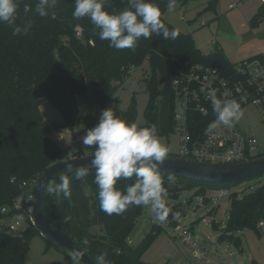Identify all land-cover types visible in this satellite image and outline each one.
Returning <instances> with one entry per match:
<instances>
[{"label":"trees","instance_id":"obj_1","mask_svg":"<svg viewBox=\"0 0 264 264\" xmlns=\"http://www.w3.org/2000/svg\"><path fill=\"white\" fill-rule=\"evenodd\" d=\"M219 1L211 0L205 10L217 12ZM17 2L15 25L0 23V224L6 217L2 207L11 206L18 197H22L24 206L30 208L19 210L20 217L28 222L27 228L16 233L0 229V264H25L32 238L41 234L31 220L33 198H28L33 194L36 183L29 184L37 182L47 168L62 160L61 148L51 133L73 127L79 94L89 90L94 94L99 122L108 98L115 95L129 73L146 60L151 73L142 79L149 95L142 127L155 125L158 136H163L177 131V91L182 92L183 82L176 87V79L182 80L185 74L200 65L240 78L243 75L238 68L245 61L257 60L264 64L263 53L232 62L218 47L208 53L203 52L191 34L182 32L166 20L164 14L169 0L153 2L161 10L162 22L170 31L177 30L179 36L166 40L162 35L153 34L149 39L141 38L135 50L110 47L107 40L99 39V29L94 28L89 18L74 19L75 0H57L56 7L44 17L35 13L37 0ZM25 5L31 8L28 13L23 11ZM107 6L109 10L121 11L128 4L127 0H108ZM262 21L264 3L252 17L251 25L256 26ZM28 22L32 27L27 33L22 31L13 35L14 27L23 28ZM44 101H51L60 110L63 121L50 125L45 123L40 110ZM205 103L209 107L208 114L204 115L195 107L187 113L189 130L195 137L216 119L210 104ZM113 111L129 123L137 121L138 108L134 99L127 109H121L117 103ZM64 174L55 176L48 186L61 182ZM94 177V168L88 169V174L79 179L76 173L71 175L68 179L71 188L69 199L62 194L59 197L49 194L47 186L43 196L45 219L54 228L66 231L94 260L107 253L109 264H150L143 260V256L162 226L156 225L139 243L131 244L128 237L143 206H131L121 215L102 212ZM161 177L166 197L170 199H177L191 190L205 199L206 189L215 185L176 177L170 182L169 176ZM254 178L259 183L255 189L241 197H232L229 220L219 241H225L228 233L242 227L260 230L259 223L264 221V174L249 179ZM135 179V176L129 180L121 179L117 187L123 190ZM25 182L29 184L26 186ZM231 184L234 183L221 184L220 188L228 190ZM197 186L203 188L198 189ZM165 206L166 219L183 210L185 213L181 204L165 203ZM212 225L215 228L216 222L213 221ZM43 238L46 250L51 246L60 248L51 239ZM84 240L88 241L87 245Z\"/></svg>","mask_w":264,"mask_h":264},{"label":"rangeland","instance_id":"obj_2","mask_svg":"<svg viewBox=\"0 0 264 264\" xmlns=\"http://www.w3.org/2000/svg\"><path fill=\"white\" fill-rule=\"evenodd\" d=\"M210 1L172 0L174 7L167 8L165 18L182 32L191 34L196 46L205 53L218 47L232 62H239L242 59L244 54L241 49L247 51L248 55L264 54V21L256 26L251 25L253 14L264 3L262 0H220L217 12L205 10ZM230 4L234 6L230 7ZM239 36L242 40H238ZM150 73L149 63L145 60L141 66L129 73L124 85L116 94L108 98L104 109L112 107L113 110L117 103L121 109H127L134 99L138 108L136 124L142 127L145 122L144 111L149 101L142 79ZM77 107L78 112L73 127L51 133L52 138L61 148L62 160L92 155L94 151L82 145L86 131L98 123L99 111L94 94L90 90L79 94ZM40 110L48 125L63 121L60 110L51 101H44ZM241 110L240 119L234 123L246 133L254 134L260 144L264 143V122L260 108L254 104H247ZM159 139L168 147V155L179 154L181 135L178 131L159 136ZM258 185L256 178L231 184L228 187V194L220 199V185L208 187L205 199L195 190L186 191L177 199L164 198L165 203L173 206L181 204L185 208V213L184 210L182 211V226L188 229L193 240L203 250L202 259L197 257V253L172 226L156 220L148 206H143L138 221L130 231L128 241L137 244L153 231L156 225H161L162 229L143 256V260L150 264H222L223 262L224 264L255 262L264 264V225L259 231L248 227L239 228L232 234L228 233L229 237L225 241H219L229 220L232 197H241ZM197 188L203 187L197 186ZM213 221L216 222L215 228L212 225ZM27 226L28 222L22 220L21 228L25 229ZM65 251L73 256L69 251ZM47 254L45 239L41 234L35 235L27 259L33 260L34 264Z\"/></svg>","mask_w":264,"mask_h":264},{"label":"clouds","instance_id":"obj_3","mask_svg":"<svg viewBox=\"0 0 264 264\" xmlns=\"http://www.w3.org/2000/svg\"><path fill=\"white\" fill-rule=\"evenodd\" d=\"M57 0H37L35 13L41 17L48 16L50 10L56 7ZM128 6L121 10H109L108 0H75L72 13L74 19L89 18L95 29H99L98 36L107 40L109 46L117 50H135L137 42L149 39L153 34L164 39H176L179 32L169 28L161 20V10L153 0H127ZM169 9L174 7L169 0ZM24 13L31 11L25 5ZM18 18L17 0H0V23L15 25ZM54 18V17H53ZM32 27L31 22L23 28L14 27L13 35L22 31L27 33ZM200 91L205 92V86ZM216 115L208 131L223 124L231 127L242 115L241 105L235 99L221 100L212 90L207 92ZM83 147L93 149L89 166L76 169V177L82 178L88 174V168L95 169L94 183L98 187L100 210L108 215H121L131 206H148L155 219L164 222L167 209L164 198L167 191L159 173V167L168 156V147L161 143L158 129L155 125L140 127L136 123H129L120 118L108 107L101 111L99 122L88 129L82 138ZM72 169V165H68ZM135 176V182L123 190L117 187L121 179L129 180ZM174 176L168 180L174 181ZM61 182L49 185L47 191L54 196L65 199L71 197L69 180L60 178ZM85 245L88 244L84 240ZM107 253H102L95 259V264H109ZM73 260L80 258L79 253H73Z\"/></svg>","mask_w":264,"mask_h":264},{"label":"built area","instance_id":"obj_4","mask_svg":"<svg viewBox=\"0 0 264 264\" xmlns=\"http://www.w3.org/2000/svg\"><path fill=\"white\" fill-rule=\"evenodd\" d=\"M234 5L232 4L231 7ZM239 72L243 77L232 78L224 75L216 68L207 66H197L192 72L185 74L182 80L176 79V87L182 84V92L177 91V107L175 119L177 121L176 130L181 135V149L179 156L197 161H209L218 163H234L250 160L264 154V143H259L254 134H248L233 122L231 127L223 124L208 131L209 125L202 131L201 135L195 137L189 130L187 113L189 109L195 107L201 113L208 114L209 103L213 109L211 100L207 96L208 90L215 92L217 98L221 100L235 99L243 108L247 104H254L260 108V113L264 122V64L260 61H245L239 66ZM186 81V83H184ZM205 86V92L200 89ZM215 121V120H214ZM36 180L25 182L32 186ZM228 190L220 188L219 199L226 196ZM28 198H33V194ZM27 198V199H28ZM26 201V200H25ZM24 199L18 197L11 206H3L1 211L6 217L0 224L1 230L8 233L20 231L23 218L19 215V210L30 208L24 206ZM155 217V213H152ZM182 212H178L173 218H168L164 222L174 228L183 240L197 253V257L202 259L203 250L193 240L192 234L182 226ZM33 222V217L31 215ZM34 223V222H33ZM264 221L259 223L262 226Z\"/></svg>","mask_w":264,"mask_h":264},{"label":"water","instance_id":"obj_5","mask_svg":"<svg viewBox=\"0 0 264 264\" xmlns=\"http://www.w3.org/2000/svg\"><path fill=\"white\" fill-rule=\"evenodd\" d=\"M91 160L92 155H83L57 161L40 176L33 192L32 217L34 224L43 236L51 239L72 255L74 251L79 253L80 258L77 260L81 264H95V260L66 231L56 229L48 223L43 213V196L46 187L55 176L65 173L64 177L69 179L71 175L76 173V169L89 166ZM69 164L72 165L71 170L68 167ZM88 169L93 168L89 167ZM159 173L215 185L236 183L264 174V154L250 160L234 163L197 161L179 155H168L159 167Z\"/></svg>","mask_w":264,"mask_h":264},{"label":"crops","instance_id":"obj_6","mask_svg":"<svg viewBox=\"0 0 264 264\" xmlns=\"http://www.w3.org/2000/svg\"><path fill=\"white\" fill-rule=\"evenodd\" d=\"M262 2H264V0H262ZM231 5L232 4H230V7H231ZM202 23H203V25H206V24H204V22H202ZM238 40H242V37L239 36ZM241 52H242V54H244L242 56L241 60L258 54V53H254V54L252 53L251 55H248V53H246L247 51H243L242 49H241ZM263 225H264V223H263ZM65 250L63 248H57L55 246H51L49 249L46 250L48 254L45 257H40L38 259V261L34 264H81L78 260H73V258H72L73 256L68 255ZM27 262L29 264H33V260L27 259L25 264H27ZM222 264H224V262Z\"/></svg>","mask_w":264,"mask_h":264}]
</instances>
